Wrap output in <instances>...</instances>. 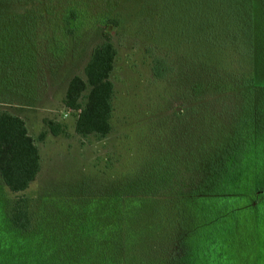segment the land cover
<instances>
[{"label": "rangeland", "instance_id": "1", "mask_svg": "<svg viewBox=\"0 0 264 264\" xmlns=\"http://www.w3.org/2000/svg\"><path fill=\"white\" fill-rule=\"evenodd\" d=\"M211 1L210 9H198L199 0H35L24 11L4 5L0 111L26 122L41 155V172L20 194L10 192L0 177V264H104L98 240L112 236L102 228L110 203L97 197L114 184H156L162 199L157 202L167 203L176 218L179 212L186 216L187 228L193 216L208 219L219 209V202L209 207L196 202L185 183H196L189 180L198 172L195 163L197 170L202 166L201 142L216 137L210 125L222 138L235 122L250 123L256 112L258 126L264 125V0ZM205 11L208 27L201 25ZM105 35L117 50L110 76L112 130L105 138L83 137L75 130L77 113L65 107L66 91L75 76L85 79V67ZM200 53L208 54L211 67L200 66ZM153 68L163 78L155 77ZM214 75L224 80L226 95ZM243 79L252 81L253 109L242 107ZM45 121L59 124L60 135L50 133ZM256 144L264 157V134ZM177 163L182 187L174 176L178 168L171 170ZM245 181L231 198L237 230L221 233L213 253L227 264H264V233L257 235ZM21 197L40 221L31 236L34 245L17 250L19 239L7 229L6 218ZM228 215L230 221L232 212ZM149 233L138 241L143 264L157 257L160 243L157 229ZM203 237L193 240L195 249L204 248Z\"/></svg>", "mask_w": 264, "mask_h": 264}, {"label": "trees", "instance_id": "2", "mask_svg": "<svg viewBox=\"0 0 264 264\" xmlns=\"http://www.w3.org/2000/svg\"><path fill=\"white\" fill-rule=\"evenodd\" d=\"M34 1L0 0V12L5 10L4 5L24 11ZM211 2V0H199L197 8L210 9ZM71 14L74 15V10H71ZM201 14L205 19L201 25L210 24L207 12H201ZM206 34L210 36L209 31H206ZM207 39L209 40V37ZM215 46L220 47L221 43ZM199 55L203 57V61ZM199 55L197 61L200 66L211 67L208 54L200 53ZM116 56L117 50L114 44L110 37L105 35L104 43L93 50L85 67V79L75 76L68 85L64 104L67 109L77 113L75 130L80 136L96 135L105 138L112 130L115 88L110 76L114 69ZM153 73L155 77L163 78V74L156 68H153ZM214 79L217 81L218 88L225 94L224 90H227V86L224 80L220 81V77L216 75ZM240 82L246 88V92H242V95L246 97V104L242 107L247 109L251 106L253 109L254 102L248 86L252 81L247 82L243 79L239 80ZM243 113L245 115V110ZM256 114V117L250 115V123L246 122V126L239 123L234 125L235 122L232 127L233 132L230 135H224L227 136L225 138L221 137V130L217 132L215 126L210 125L211 133L216 137L210 136L211 139L200 144L198 162L202 163V166L197 170V162L195 163V173L198 172L189 180L196 181L197 184L188 185L186 181L185 188L192 190L189 196L197 198L196 202L200 200L207 207L211 202H219V209L214 212L210 211L208 219L202 215L201 219L193 216L191 227L187 228L190 221L186 216L180 217L181 212H179L176 218L169 213L167 203L157 202L162 200L160 196H157L160 187L156 184L151 186L148 180L144 183L128 181L126 185L114 184L105 194L99 195L97 200L101 199L110 203L104 217L107 224L102 228L110 231L112 236L109 239V234L106 233L102 241L98 240L104 249V264H143V255L139 256L137 253L138 241L150 235L149 231L154 229L159 232L158 241L160 243L156 247L157 257L150 261L151 264H227L225 259L218 255L214 256L213 249L216 247V238L221 236V233L237 230L235 224L238 211L231 207L233 203L231 198L237 195L235 193L238 186L244 179H246L244 187L248 190L246 196L250 207L253 208L254 219L258 223L257 235L263 234L264 218L262 216L264 214L261 213V209L264 208V157L260 155L259 144L255 145V142L259 140L261 134H264V125L258 126L259 116L257 112ZM45 123L50 133L54 136L60 135L62 128L59 124L50 121H45ZM46 134L47 132L42 133L40 139L44 140ZM206 136L209 137L206 134L203 137ZM209 141L211 142L208 143ZM178 167L179 163L171 166V170ZM186 170L190 169L186 167ZM40 172L41 155L34 138L29 134L26 122L8 111H0V177L4 185L14 194L24 193L36 181ZM248 174L250 177L247 176ZM174 176L177 177L176 183L182 187L184 181L180 180L179 168ZM28 202L27 198L21 197L11 207L6 218L7 229L14 233L16 239H19V245H15L17 250L19 247L27 248L36 242L31 236L34 234L35 223H38L40 218L28 207ZM230 212L232 215L229 221L227 217ZM204 232L207 234L205 237L202 236ZM90 237L95 238L92 235ZM201 237L204 238L202 240V244L205 243L204 248L200 244L201 246L195 249L193 240L200 241ZM205 238L208 240L206 241ZM167 241L169 243L166 244Z\"/></svg>", "mask_w": 264, "mask_h": 264}]
</instances>
